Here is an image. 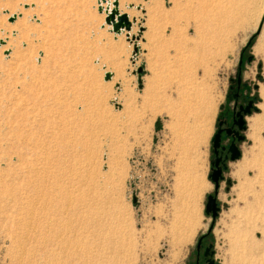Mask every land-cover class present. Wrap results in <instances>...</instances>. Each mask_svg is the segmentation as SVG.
I'll list each match as a JSON object with an SVG mask.
<instances>
[{
  "label": "rangeland",
  "instance_id": "rangeland-1",
  "mask_svg": "<svg viewBox=\"0 0 264 264\" xmlns=\"http://www.w3.org/2000/svg\"><path fill=\"white\" fill-rule=\"evenodd\" d=\"M118 3L132 22L115 34L98 0H0V264H49L14 240L54 206L78 238L58 264H193L210 225L215 264L264 263V184L233 176L264 151V0ZM238 71L256 110L212 220L211 138Z\"/></svg>",
  "mask_w": 264,
  "mask_h": 264
},
{
  "label": "bare ground",
  "instance_id": "bare-ground-1",
  "mask_svg": "<svg viewBox=\"0 0 264 264\" xmlns=\"http://www.w3.org/2000/svg\"><path fill=\"white\" fill-rule=\"evenodd\" d=\"M100 6H99V10H104V13H105V16L107 13H109L113 7H114V4H113V0H98ZM103 4V5H102ZM264 4V3H263ZM127 7L129 6V4H126ZM104 7V8H103ZM118 7H119V3H118ZM121 10V9H120ZM118 8V12L119 14H122L124 12H121ZM262 7H261V11L259 12L258 14V19L260 18V15L262 13ZM12 16V15H11ZM14 16H16L14 14ZM129 18V16H128ZM130 20V19H129ZM132 22V21H131ZM111 26V25H110ZM111 30V29H110ZM124 29H121L120 32L116 33V32H113L111 30V32L115 33V34H120L121 32H123ZM126 31V30H125ZM259 45V44H258ZM260 46V45H259ZM259 46H257V50H259ZM37 58V57H36ZM109 73V72H107ZM111 77V75H110ZM264 88V87H263ZM262 88V92L264 93V90ZM262 108L264 109V106L262 105ZM263 111V110H262ZM264 121V114H262L260 117H254L253 120H252V128H253V131L254 130H259V126L260 124ZM255 134V132H254ZM253 134V135H254ZM259 146L262 147V149H264V144L261 142L259 143ZM264 151L263 150H260V153H258V157L256 158H253V160L247 162L246 160L245 161H242L241 163H235L234 164V170H233V176L234 178H236L237 180H242L241 182L242 183H239V186H245L243 181H246V185L247 186H252L254 184H260L262 186V184H264ZM45 158V157H44ZM43 159V158H42ZM49 159V158H48ZM42 162V161H41ZM44 162H45V159H44ZM34 168V167H33ZM32 168V169H33ZM37 168V166H36ZM41 168V167H40ZM48 168V167H47ZM45 170V169H44ZM251 170V171H254L255 172V175H254V178L250 181H252V183H248V178H246V174H248L247 172ZM35 171V170H34ZM38 170H36L37 172ZM48 171V170H47ZM46 171V172H47ZM52 171V170H51ZM45 172V173H46ZM35 175V174H33ZM21 176V175H20ZM45 176V175H44ZM103 176V175H102ZM30 177V176H29ZM32 177V176H31ZM44 178V177H43ZM48 179V178H47ZM95 179V178H94ZM45 180V179H44ZM102 180V179H101ZM44 183V182H43ZM32 185V184H31ZM35 185V184H34ZM44 185V184H43ZM35 187H37L35 185ZM63 187V186H61ZM245 188V187H244ZM28 189V188H27ZM44 189V187H43ZM57 189V188H56ZM238 189V188H237ZM247 189V188H246ZM35 190V189H34ZM64 190V189H63ZM41 191V190H40ZM44 191V190H43ZM71 191V190H70ZM95 191V190H94ZM63 192V191H62ZM43 193V192H42ZM58 193V190H54L52 189L50 191V194L49 196H52L54 195V197L56 196L55 194ZM68 193V192H67ZM96 193V192H95ZM17 194V193H16ZM37 194V193H35ZM47 194V193H46ZM72 194V193H71ZM106 194V193H105ZM31 195V194H30ZM44 195V194H43ZM67 195V194H66ZM74 195V194H73ZM72 195V196H73ZM78 195V194H77ZM36 196V195H35ZM59 196V195H58ZM62 196V195H60ZM71 196V197H72ZM76 196V195H75ZM24 197V196H23ZM33 197V196H32ZM37 197V196H36ZM47 197V196H46ZM52 197L49 198L48 200H50V202L52 203L53 200H52ZM252 199L253 201L251 202V204H249L248 209H250L249 211H253V208L256 207L255 209H260L262 208V205H261V202L259 201V195L257 192H255V190H252ZM31 198V197H30ZM35 198V197H34ZM33 198V199H34ZM38 198H41V197H38ZM37 198V199H38ZM58 198V197H57ZM69 198V196H68ZM33 199H30V200H33ZM39 200V199H38ZM42 200V199H41ZM66 200V199H65ZM74 200V199H73ZM80 200V199H79ZM37 200H35L33 203L34 204H37L36 203ZM46 201V200H45ZM61 201V200H60ZM58 201V202H60ZM68 201V200H67ZM101 201V200H100ZM72 202V201H71ZM88 202V201H87ZM9 203V202H7ZM23 203V202H22ZM29 203V202H28ZM44 203V202H43ZM10 204V203H9ZM42 204V203H41ZM47 204V202H46ZM53 204V203H52ZM68 204H71L69 201H68ZM74 204V203H73ZM7 205V204H6ZM32 205V203H31ZM40 205V204H39ZM51 205V204H49ZM67 205V204H66ZM79 205V204H78ZM8 206V205H7ZM35 206V205H34ZM45 206V205H44ZM60 206V205H59ZM77 206V205H76ZM21 207V206H20ZM31 207V206H30ZM37 207V206H35ZM50 207V206H49ZM52 207V206H51ZM65 206H63L64 208ZM82 207V206H81ZM33 208V207H31ZM30 208V209H31ZM42 208V207H41ZM62 208V207H61ZM94 208V207H93ZM25 209V208H24ZM44 209V207H43ZM78 209V208H77ZM52 213H48L44 215L45 219L43 220V222L39 225V224H36V222L33 224V223H30L27 219L25 221H28L31 225H32V228L31 227H27V228H23V231H22V235H18L17 237L15 236V244H17V246H19V249L22 250V248H20L21 246H23L22 243H27V244H34L36 245L39 250H40V254L42 257H44L45 259H47V261H49L48 263L49 264H58L57 263V260H59L61 258V253L64 252V254L66 255L67 258H71L73 256V246H75L77 244V230H76V227L73 225V222H74V217H75V211H74V208L72 207H68L67 206L61 210V209H58L57 206H54V208L52 209ZM61 210V211H60ZM34 211V210H32ZM84 211V210H82ZM259 211V210H258ZM25 212V211H24ZM78 212V211H77ZM98 212V210H97ZM23 213V212H22ZM21 213V214H22ZM27 213H29L27 211ZM33 213V212H32ZM31 213V210H30V215L29 217L32 218V214ZM99 213V212H98ZM81 214V213H80ZM88 214V213H87ZM7 215V214H6ZM25 215V214H24ZM28 215V214H27ZM35 216H37V214H35ZM105 216V215H104ZM103 216V217H104ZM4 217V215H3ZM16 217H21V215H19L18 213L16 214ZM41 217V215H40ZM22 218V217H21ZM25 218V217H24ZM23 218V219H24ZM27 218V217H26ZM34 218V217H33ZM37 218V217H36ZM35 218V219H36ZM99 218V216H98ZM76 219V218H75ZM78 219V218H77ZM22 220V219H20ZM19 220V222H20ZM31 220V219H30ZM34 220V219H33ZM40 220V219H39ZM24 221V220H23ZM89 221V220H88ZM86 222V221H85ZM77 223V222H76ZM75 223V224H76ZM178 223V222H177ZM25 224V223H24ZM90 224V223H89ZM26 225H29V224H26ZM79 225V224H78ZM98 225V224H97ZM117 225V224H116ZM234 226V225H233ZM78 227V226H77ZM85 227V226H84ZM117 227V226H116ZM82 228V227H81ZM112 228V227H111ZM21 229V228H19ZM87 229V228H86ZM100 230V229H99ZM91 233L90 235H94L96 233V229L93 227L91 228ZM254 232L255 230H252L251 231V235L253 237L254 235ZM84 233V232H83ZM246 233L245 230L242 231L241 233V237ZM80 234V233H79ZM95 237V236H94ZM108 237V236H107ZM120 237V236H119ZM118 237V238H119ZM121 238V237H120ZM81 241V240H80ZM111 241V240H110ZM113 241V240H112ZM93 242V241H92ZM244 242V241H243ZM251 244L249 245V249H251V247L253 246L254 244V241L253 240H250ZM113 243V242H112ZM120 243V242H119ZM126 243V242H125ZM114 244V243H113ZM124 244V243H123ZM80 245V244H79ZM86 246V245H85ZM78 247V246H77ZM94 247V246H93ZM113 246H111L112 248ZM34 248V247H32ZM24 249V247H23ZM124 249V248H123ZM17 250V249H16ZM20 250V251H21ZM76 250V249H75ZM79 250V249H78ZM88 250V249H87ZM119 250V249H118ZM121 250V248H120ZM116 251V250H115ZM93 252V251H92ZM117 252V251H116ZM22 253V251L20 252ZM77 253V252H76ZM79 253V251H78ZM112 253V252H111ZM120 253V251H119ZM23 254V253H22ZM61 254V255H60ZM84 254V253H82ZM115 255H117L115 253ZM119 255V254H118ZM22 256V255H21ZM20 256V257H21ZM31 256V255H30ZM63 256V255H62ZM77 256V255H76ZM83 256V255H82ZM86 256V255H85ZM98 256V255H97ZM103 256V255H102ZM107 256V255H106ZM105 256V257H106ZM79 257V255H78ZM77 257V258H78ZM119 257V256H118ZM63 258V257H62ZM93 258V257H92ZM122 258V257H121ZM21 259V258H19ZM32 259V258H31ZM86 259V258H85ZM91 259V258H90ZM117 259V258H116ZM23 260V259H22ZM63 260V259H62ZM60 260V261H62ZM71 260V259H69ZM73 260V259H72ZM115 260V259H114ZM118 261V260H117ZM19 262V261H18ZM72 262V261H71ZM81 262V261H80ZM68 263V262H66ZM19 264V263H18ZM68 264H71V263H68ZM102 264V263H101ZM258 264H264L262 262H258Z\"/></svg>",
  "mask_w": 264,
  "mask_h": 264
},
{
  "label": "flooded vegetation",
  "instance_id": "flooded-vegetation-1",
  "mask_svg": "<svg viewBox=\"0 0 264 264\" xmlns=\"http://www.w3.org/2000/svg\"><path fill=\"white\" fill-rule=\"evenodd\" d=\"M230 91V101L227 102V105L222 109V113L219 115L216 123V128L214 130L213 135L220 130V138L219 144L216 149H213L211 143V159H210V173L212 169L218 171V187L222 181H227L225 178V173L228 170L229 164L231 161V144H234L240 151V143L244 141L245 136L244 132L247 128V123L245 122V128L242 130L238 129L237 120L239 119V115H242L246 121V117H251V113L256 109L254 106V99L250 98L248 94H245L243 89L240 88V83L238 84L235 80L231 79V84L229 85ZM232 101V105L230 104ZM249 102L251 115L243 114V110L248 106ZM239 113V115H238ZM249 115V116H248ZM219 122L221 124H219ZM212 135V136H213ZM244 136L243 140H238V137ZM241 153V151H240ZM218 159V164L213 165V162ZM209 231L206 234H202L196 242L195 245V257L193 264H215L213 261V248L211 243H209L207 236ZM200 240V243H199ZM199 243V247L197 245Z\"/></svg>",
  "mask_w": 264,
  "mask_h": 264
},
{
  "label": "water",
  "instance_id": "water-1",
  "mask_svg": "<svg viewBox=\"0 0 264 264\" xmlns=\"http://www.w3.org/2000/svg\"><path fill=\"white\" fill-rule=\"evenodd\" d=\"M113 4H114L113 9L109 13H107L105 16V23H107L108 25H111V30L113 32H116V33L120 32L121 29L129 30L131 28V22L128 18V15L126 13L119 14V12H118V0H113ZM100 11H102V10H100ZM14 18H15L14 15L10 16L9 21H13ZM3 43H4V41L0 40V44H3ZM251 59H252L251 56L247 57L248 61H250ZM109 78H110V73H105V79H109ZM236 81L238 84L241 82V72L240 71H238V73L236 75ZM250 105H251V103L249 102L248 106H246V108L243 110V114H249L250 115V113H251V110L249 108ZM254 109H256V107ZM238 115H239V113H238ZM245 122L246 121L243 118V116L239 115V119L236 122L239 130H242L245 128ZM219 124H221V123L219 122ZM219 138H220V130H218L211 138V143H212L213 149L217 148V146L219 144ZM243 138H244V136L242 135V136L238 137V140H243ZM230 150H231V156H230L231 161L237 160L241 155L239 149L234 144H231ZM217 164H218V159H216L213 162V165H217ZM218 174L219 173L217 170L212 169V172L208 175L210 180L214 184L215 190H214L213 194L207 195L204 211L206 214H209L211 216L212 220H214L216 218L218 211H219V206H218V203L216 201V193H217V187H218ZM227 183L229 184L230 181L227 180ZM211 226L212 225H210V227H209V231L211 230ZM199 243H200V240H199ZM199 243L197 245V248L199 247ZM210 246H212V245H210Z\"/></svg>",
  "mask_w": 264,
  "mask_h": 264
},
{
  "label": "crops",
  "instance_id": "crops-1",
  "mask_svg": "<svg viewBox=\"0 0 264 264\" xmlns=\"http://www.w3.org/2000/svg\"><path fill=\"white\" fill-rule=\"evenodd\" d=\"M120 9V8H119Z\"/></svg>",
  "mask_w": 264,
  "mask_h": 264
}]
</instances>
